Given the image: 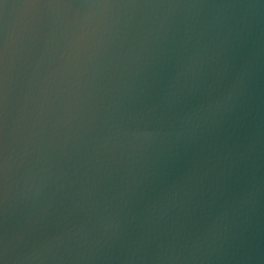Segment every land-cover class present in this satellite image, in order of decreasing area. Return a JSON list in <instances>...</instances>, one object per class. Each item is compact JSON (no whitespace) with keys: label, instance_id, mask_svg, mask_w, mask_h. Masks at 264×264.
Wrapping results in <instances>:
<instances>
[{"label":"water","instance_id":"water-1","mask_svg":"<svg viewBox=\"0 0 264 264\" xmlns=\"http://www.w3.org/2000/svg\"><path fill=\"white\" fill-rule=\"evenodd\" d=\"M0 264H264V0H0Z\"/></svg>","mask_w":264,"mask_h":264}]
</instances>
